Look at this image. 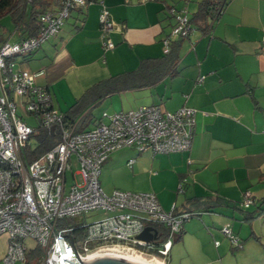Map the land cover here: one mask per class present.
<instances>
[{
	"label": "crops",
	"instance_id": "0c3cea01",
	"mask_svg": "<svg viewBox=\"0 0 264 264\" xmlns=\"http://www.w3.org/2000/svg\"><path fill=\"white\" fill-rule=\"evenodd\" d=\"M198 1L102 0L117 24L109 34L112 49H105L100 37L102 5L91 1L72 11L58 34L26 58V67L38 85L47 87L53 107L63 112L97 81L135 69L143 58L161 57L163 40L175 24L168 5L186 8L190 16ZM263 38L264 0H230L208 30L193 26L183 38L174 74L119 92L131 107L103 110L150 104L165 111L195 109L188 151L154 155L122 148L110 153L100 172L105 168V175H113L108 178L112 190L154 192L164 210L180 211L193 196L222 198L223 204L200 212L197 221H184L181 260L192 258V249L200 264H264V211L250 221L241 214L264 198ZM90 111L92 121L97 116ZM118 152L119 174L113 173ZM247 194L252 203L244 207ZM225 226L240 246L223 233ZM172 249L173 244L169 254ZM5 252L0 251V259Z\"/></svg>",
	"mask_w": 264,
	"mask_h": 264
},
{
	"label": "built area",
	"instance_id": "2783aa9c",
	"mask_svg": "<svg viewBox=\"0 0 264 264\" xmlns=\"http://www.w3.org/2000/svg\"><path fill=\"white\" fill-rule=\"evenodd\" d=\"M98 1L102 5V45L112 49L109 34L117 24L102 0ZM87 3L89 0H60L57 10L40 16L38 36L0 42V235L8 240L5 264H82L77 255L108 245L130 247L167 263L175 237L191 217L186 212L176 214L173 208L164 210L151 191L114 189L106 193L99 176L110 153L118 149L133 147L137 152L149 150L154 155L188 151L194 108L165 111L155 104L143 105L113 113L103 111L91 126L82 129H78L77 122L62 127L63 114L53 107L47 87L35 82V73L15 67L21 58L54 36L72 11ZM169 11L175 24L163 40L164 53L168 52L170 38L189 32L186 8ZM20 108L34 117V125L18 115ZM39 127L49 131L53 127L50 132L57 133L58 140L35 156L31 152L38 144ZM132 162L128 160L129 165ZM74 163L77 170H73ZM68 171L73 180L69 187ZM251 203L247 194L242 205L248 207ZM90 210L106 215L91 222L77 220ZM157 223L168 229L164 240L157 239L155 229L151 230L152 234L155 231V239L138 238L146 227ZM221 230L233 245L240 246L227 226ZM28 240L33 244H26ZM35 247L40 251L29 260L27 253ZM143 247L156 253H148Z\"/></svg>",
	"mask_w": 264,
	"mask_h": 264
},
{
	"label": "trees",
	"instance_id": "16d2710c",
	"mask_svg": "<svg viewBox=\"0 0 264 264\" xmlns=\"http://www.w3.org/2000/svg\"><path fill=\"white\" fill-rule=\"evenodd\" d=\"M91 1L98 0H89V2ZM229 2L230 0H199L196 10L188 16L189 32L193 26L202 31L208 30L211 24L220 17ZM60 6V0H0V18L7 14L10 15L14 25L13 30L18 34L17 41H19L21 39L38 36L42 26L40 16L47 11H55ZM167 8H173V5H168ZM186 13L188 15V10H186ZM58 32L50 38L55 37ZM188 34L170 38L168 52L164 53L161 57L143 58L137 68L112 75L92 84L67 110L62 112L63 121L60 125L63 127L77 122L78 129L88 127L91 121L90 110L108 96L125 90L146 87L154 84L166 75L174 74L179 60L181 41ZM1 41H5V39L0 35ZM29 56H24L23 59ZM36 138L38 144L34 148L32 147L33 151L31 152L35 156L46 151L57 142L58 135L57 133L52 135L48 128L39 127ZM221 204H223V200L219 196H193L186 200L184 209L176 211L175 213L186 212L191 217H196L199 216L200 212L207 211ZM263 211L264 198L255 209L241 211L242 219L250 221L259 216ZM152 227L157 231V239L164 240L167 237L168 229L162 224H152ZM180 236L181 230L175 240H179ZM39 251L40 249L38 247L30 250L27 253L29 260L33 259Z\"/></svg>",
	"mask_w": 264,
	"mask_h": 264
},
{
	"label": "rangeland",
	"instance_id": "374dc122",
	"mask_svg": "<svg viewBox=\"0 0 264 264\" xmlns=\"http://www.w3.org/2000/svg\"><path fill=\"white\" fill-rule=\"evenodd\" d=\"M72 15H73V13H72ZM65 23H66V21L64 22V24ZM13 28H14V25H13V22H12V19H11L10 15L7 14V15H4V16H2L0 18V35L2 36L3 39L9 40L10 42H16L17 41L18 34L16 32H14ZM171 31H172V29H171ZM48 42H49V39L46 40L42 44L45 45ZM37 51H38V49L35 50L34 52H32V54H36ZM25 60L26 59H24L22 61V63L16 64L15 67H21V68L27 69L29 71V69L27 68L28 67V63L25 62ZM110 97L111 96H109V98L105 99L103 102H101L100 104H98L96 107H94L92 109V112L94 113V114L92 113L93 117L94 116H97V117L100 116L102 111L106 110V109H108L110 111H113V110H119L121 108H129V107H131V105H127L125 103V101H123V99L119 95V93L114 94V96L112 98H110ZM15 99L19 100L16 97H15ZM17 113H18V115L20 117H22L24 120H26L29 124L34 125L36 123V120L34 119V117L28 115L22 108L18 109ZM94 118H96V117H94ZM114 166H116L117 169H113V173L117 172L119 174V152L114 157ZM77 169H78V165L74 163L73 164V170H77ZM104 169L102 170V173H101V176H100V181H101V185L103 187L104 192L110 193L111 190L114 188V186L109 184V179L108 178L112 177L113 175H109V173H106V175H105L104 174L105 173ZM67 177H68L67 187H69V185L73 181L72 178H71V172L70 171L67 172ZM77 179L79 180V176H77ZM105 215H106V213H104L102 211L90 210V211H87L86 213H84V215L78 217L77 220L78 221L85 220L86 222H91V221L99 219V218H101V217H103ZM189 221H197V218L196 217H191V218H189ZM179 242H180L179 240H175L174 241L173 249H172V251L170 252V254L168 256L167 263L168 264H200V259L201 258L195 256L196 254L193 253L194 250L192 251V249H191L193 244H190V247H189L191 249L192 258H190V259L189 258H183L182 260L179 258L180 257L179 254L180 253L183 252V255H185V252H186V250H184V248H179L180 247ZM7 244L8 243H7V240H6V236L5 235H0V251L2 249H5V251H6ZM26 244L32 245L33 242H32V240H28V241H26ZM143 249L147 250L148 253H156L155 250H148L145 247H143ZM0 264H5L4 261H3V258L0 259Z\"/></svg>",
	"mask_w": 264,
	"mask_h": 264
},
{
	"label": "water",
	"instance_id": "95a60500",
	"mask_svg": "<svg viewBox=\"0 0 264 264\" xmlns=\"http://www.w3.org/2000/svg\"><path fill=\"white\" fill-rule=\"evenodd\" d=\"M50 131H53V127L50 129ZM153 229L154 228L152 227H146L138 236V238L146 241L155 239V231L153 234L151 233V230ZM68 236L72 243L71 236L69 234ZM72 246L74 248L73 243ZM77 257L82 264H167L142 251L130 247L116 245L97 247L87 251L86 253L77 255Z\"/></svg>",
	"mask_w": 264,
	"mask_h": 264
}]
</instances>
